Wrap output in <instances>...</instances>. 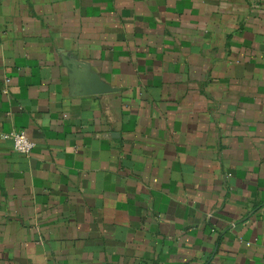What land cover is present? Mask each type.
<instances>
[{
    "label": "crops",
    "instance_id": "0c3cea01",
    "mask_svg": "<svg viewBox=\"0 0 264 264\" xmlns=\"http://www.w3.org/2000/svg\"><path fill=\"white\" fill-rule=\"evenodd\" d=\"M0 264H264V0H0Z\"/></svg>",
    "mask_w": 264,
    "mask_h": 264
},
{
    "label": "built area",
    "instance_id": "2783aa9c",
    "mask_svg": "<svg viewBox=\"0 0 264 264\" xmlns=\"http://www.w3.org/2000/svg\"><path fill=\"white\" fill-rule=\"evenodd\" d=\"M10 138L13 140L14 150L18 153L30 154L35 148V142L25 131L14 133L10 135Z\"/></svg>",
    "mask_w": 264,
    "mask_h": 264
}]
</instances>
